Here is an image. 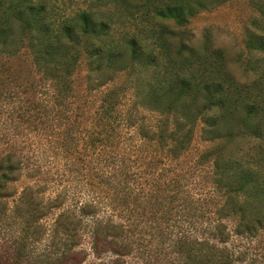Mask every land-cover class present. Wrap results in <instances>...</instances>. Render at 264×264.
Here are the masks:
<instances>
[{
  "label": "trees",
  "instance_id": "trees-1",
  "mask_svg": "<svg viewBox=\"0 0 264 264\" xmlns=\"http://www.w3.org/2000/svg\"><path fill=\"white\" fill-rule=\"evenodd\" d=\"M190 1L194 5L190 6ZM115 9L114 12L80 9L65 14L51 0H0V58L5 60L2 65L26 51L39 80L44 81L37 89V84H22L18 75H9L3 79L7 80L5 86L0 87V98L4 99L0 102V148L3 151L0 155V264H91L90 256L95 259L93 264H127L125 257L132 252L131 246L119 239L120 225L96 216L100 201L84 199L64 207L66 192L46 197V185L28 184L21 190L15 185L25 162L30 159L24 152L39 144L31 131L41 134L53 128L49 122L73 96V76L82 64L91 74L108 72L109 77L100 84L112 82L115 74L122 71L130 76L136 65L153 67L155 74L152 72L148 79L137 81L140 88L146 86L145 90L137 91L144 104L143 99L152 97L161 86L174 98L192 93L195 100L204 91L207 97L204 109H220L216 118L202 120V130L207 134L206 140L220 138L222 142L214 149L213 146L207 149L205 155L212 149L219 152L216 182L224 191L228 215L238 212L234 206L242 207L248 201L247 196L239 200L238 192L251 196L259 190L264 192V180L248 169L249 161L242 162L244 156L230 152L228 144L233 140V133H219L216 127L219 116L230 117L241 110L243 118L238 130L244 136L257 139L261 147L258 155L264 159V88H261L264 55L260 60L243 61L245 69L253 74L252 86L244 89L230 80L228 72L223 78L219 75L218 70L224 68L219 61L222 53L216 61L204 57L206 59L200 60L202 65L192 59L195 58L192 48L183 43L176 52L181 57L180 65L179 59L171 53L170 40L166 37L179 33L168 28L165 22L173 20L185 25L189 17L206 10L204 0H143L141 4ZM117 11L118 18L124 17L129 23L112 19L111 15L116 16ZM153 37L156 40L152 41ZM244 41L248 53H264V33L247 29ZM157 47L160 54L154 53ZM127 51L129 57L125 61ZM194 62L196 66L190 65ZM174 66L178 68L172 72ZM10 71L13 70L8 66L5 72ZM117 89L115 85L103 95V109L107 114L118 104L116 99H111ZM195 120L189 118L186 123L189 127L185 124L187 130L180 132L171 127L168 117H161L148 130L138 126V133L177 157L192 141ZM249 123H253L250 129ZM27 144L29 150H26ZM60 207L62 209L55 213ZM237 214L239 227L243 226L238 232L253 234L264 228V214L247 215L244 211ZM50 215H53L51 221ZM197 244L201 257L194 256L198 259L194 261L191 253ZM175 245L183 257H192V261L185 264H229L232 256L227 249H219L206 241L193 242L188 237H180Z\"/></svg>",
  "mask_w": 264,
  "mask_h": 264
},
{
  "label": "rangeland",
  "instance_id": "rangeland-1",
  "mask_svg": "<svg viewBox=\"0 0 264 264\" xmlns=\"http://www.w3.org/2000/svg\"><path fill=\"white\" fill-rule=\"evenodd\" d=\"M51 1L65 14L80 9L114 12L116 7L123 9L143 3V0H126V3L120 0ZM191 4L192 1L189 2ZM204 4L206 10L189 17L185 25L173 20L165 22L168 28L179 33L166 37L170 40L172 55L179 59L180 65L181 57L176 52L181 43L192 48L195 55L192 59L200 64V60L206 59L204 57L219 60L222 53L219 61L224 68L221 66L222 69L218 70L221 78L228 72L231 81L244 89L251 87L253 74L245 69L243 61L260 60L264 53H248L244 38L247 29L264 33V0H204ZM111 18L129 23L124 17L118 18V11ZM216 50L219 53L215 55ZM159 51L157 47L154 53L160 54ZM128 57L127 51L124 60L128 61ZM3 61L1 57L0 87L5 86L7 80L3 79L9 75H18L22 84H37V89L44 85L30 64L26 51L8 59L4 65ZM8 66L13 71L5 72ZM178 67L174 66L172 72ZM133 68L134 73L130 76L122 71L115 74L112 82L105 84L100 82L109 77L108 72L91 74L84 64L78 68L73 76L74 94L49 122L53 128L41 134L31 131L39 143L31 149L38 150H29L27 144L26 150L29 151L24 154L30 159L25 162L21 178L15 183L17 188L21 190L25 185L38 183L46 185V197L66 192L64 207L84 199L100 201L96 216L119 224L120 241L132 248L125 257L127 264L190 263L192 257H183L175 247L180 237H188L197 243L206 241L219 249H227L232 255L228 259L229 264H264V228L253 234L238 232L243 226L239 227L237 214L242 211L247 215L255 212L264 214V192L259 190L260 187V193L253 196L238 192L236 197L239 200L247 196L248 201L242 207L234 206L238 212L228 215L224 207V191L216 182V160L219 159L216 155L219 152L213 149L222 142L220 138L205 139L207 134L202 130V120L216 118L220 109H204L207 103L204 91L195 100L192 93L174 98L162 86L154 91L152 97L143 99L142 96L146 104L141 103L137 91L145 90L146 86L140 88L137 81L141 78L146 80L157 71L150 66L136 65ZM115 85L117 94H113L111 99H116L118 104L107 114L103 109V95ZM36 96L39 98V94ZM3 100L0 98V102ZM233 115L219 116L216 127L219 133H233V140L228 144L230 152L244 156L241 161H249L248 169L255 177L264 180V159L258 155L261 147L256 138L245 137L239 131L243 112L238 110ZM161 117H168L171 127L180 132L189 127L186 124L189 118H196L192 141L177 157L138 133V126L148 130ZM249 126L250 129L253 123ZM51 133L53 135L49 136ZM104 137H108V142L101 140ZM63 141L66 143L62 146ZM211 146L212 151L205 155ZM1 152L0 148V155ZM61 209H56L55 213ZM52 218L50 215L49 221ZM198 247L197 244L191 253L194 261L198 260L194 256L201 257ZM90 257L89 262L93 264L95 259Z\"/></svg>",
  "mask_w": 264,
  "mask_h": 264
}]
</instances>
